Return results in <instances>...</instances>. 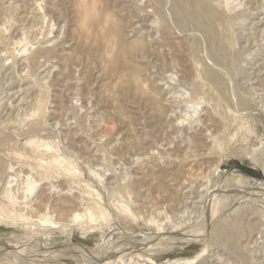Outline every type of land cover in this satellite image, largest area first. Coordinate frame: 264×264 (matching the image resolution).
Listing matches in <instances>:
<instances>
[{"label": "rangeland", "instance_id": "1", "mask_svg": "<svg viewBox=\"0 0 264 264\" xmlns=\"http://www.w3.org/2000/svg\"><path fill=\"white\" fill-rule=\"evenodd\" d=\"M263 184L264 0H0V264H264Z\"/></svg>", "mask_w": 264, "mask_h": 264}, {"label": "bare ground", "instance_id": "2", "mask_svg": "<svg viewBox=\"0 0 264 264\" xmlns=\"http://www.w3.org/2000/svg\"><path fill=\"white\" fill-rule=\"evenodd\" d=\"M228 1V0H227ZM229 3V2H228ZM233 3V2H232ZM233 5V4H232ZM234 5H235V3H234ZM222 12V11H221ZM223 14V13H222ZM159 16V15H158ZM157 23V22H156ZM166 29V28H165ZM172 30V29H171ZM162 42V41H161ZM172 46H173V44H172ZM161 47V46H160ZM173 48H174V46H173ZM173 50H175V49H173ZM39 51V50H38ZM187 52V51H186ZM37 54V53H36ZM164 56V55H163ZM166 57V56H165ZM34 60V59H33ZM160 60V59H159ZM172 74V73H171ZM163 81V80H162ZM189 88V87H188ZM188 92V91H187ZM172 94V93H171ZM179 94V93H178ZM197 96V95H196ZM198 99V98H197ZM195 97H193V96H190V97H186V98H182V100H181V102H180V104H178V105H176V107L178 108V110L175 112V114L174 113H171V114H173V117H174V119L172 118V120H176V123H177V125L178 126H182V125H184V124H191L192 122H193V124L195 123V120H196V116L198 115V113H199V109H198V105L200 106V101H198ZM201 100V99H200ZM205 113H206V115H205V117L203 118V122H201L200 121V117L198 118L199 119V121L201 122V124H202V128L203 129H206V130H204V131H207V130H209L210 129V126L217 120V118H216V116L212 113V112H209V111H205ZM201 120H202V118H201ZM186 121V123H184ZM197 124V123H196ZM200 126V125H199ZM211 130V129H210ZM203 131V132H204ZM200 133L201 135H203V138H206L205 137V133ZM26 183H27V181H26ZM25 183V184H26ZM264 185V184H263ZM26 186V185H25ZM29 186V185H28ZM28 186L26 187V188H28ZM31 186V185H30ZM264 187V186H263ZM22 189V188H21ZM31 189V188H30ZM264 189V188H263ZM262 189V190H263ZM28 190V189H27ZM252 190V189H251ZM221 191V190H220ZM260 191V190H259ZM242 192V191H241ZM261 192V191H260ZM243 193H245L246 195L247 194H249L250 193V190L249 191H246V192H243ZM259 193V192H258ZM251 194V193H250ZM216 195H217V193H216ZM243 195V194H242ZM261 195V194H260ZM245 196V195H244ZM190 197V196H189ZM241 197V196H240ZM44 199V198H43ZM215 201V200H214ZM60 206H61V204H60ZM59 206V207H60ZM214 207L215 206H213V209H214ZM213 211H216V210H213ZM200 224V223H199ZM159 227V226H158ZM157 227V228H158ZM161 227V226H160ZM159 230H161L160 228H159ZM159 233H160V231H159ZM193 233V232H192ZM189 235V236H187V235ZM184 236L187 238V239H193V237H191L193 234H189V233H186ZM195 237V236H194ZM159 241V240H158ZM153 248V247H152ZM155 252V251H154Z\"/></svg>", "mask_w": 264, "mask_h": 264}]
</instances>
